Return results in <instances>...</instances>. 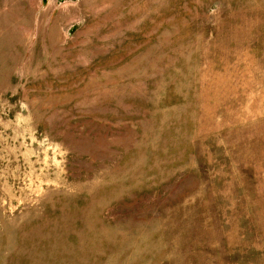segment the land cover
Instances as JSON below:
<instances>
[{"label": "rangeland", "instance_id": "rangeland-1", "mask_svg": "<svg viewBox=\"0 0 264 264\" xmlns=\"http://www.w3.org/2000/svg\"><path fill=\"white\" fill-rule=\"evenodd\" d=\"M0 264H264V0H0Z\"/></svg>", "mask_w": 264, "mask_h": 264}]
</instances>
